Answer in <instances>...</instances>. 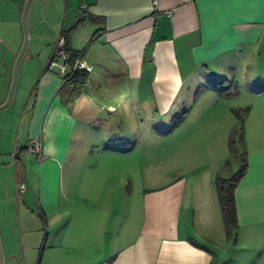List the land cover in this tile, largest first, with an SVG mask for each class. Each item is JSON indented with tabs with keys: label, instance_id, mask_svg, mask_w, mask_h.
<instances>
[{
	"label": "crops",
	"instance_id": "1",
	"mask_svg": "<svg viewBox=\"0 0 264 264\" xmlns=\"http://www.w3.org/2000/svg\"><path fill=\"white\" fill-rule=\"evenodd\" d=\"M24 1L0 0V103L23 40ZM57 1L53 5L70 9L66 41L80 51L77 60L88 67L87 80L81 89L58 91L68 69L65 55L55 49L63 27L56 40L52 33L42 41L44 18L37 14L46 1L30 0L16 104L26 91L23 84L31 80L33 85L10 137L0 131L3 264H264V0ZM248 80L252 100L236 99L249 107L243 132L247 169L233 194L234 233L224 232L218 208L213 182L224 158L213 160L219 156L214 148L193 168V176L179 175L150 189L139 207L129 182L107 189L99 182L103 169L90 168L94 153L117 158L130 146L92 143L76 133L79 124L125 130L134 126L140 109L165 118L181 111L172 119L187 110L176 126L195 119L204 125L215 119L212 101L221 88L228 81L240 88ZM201 85L206 88L194 97ZM123 90L128 98L119 105ZM83 94L96 101L99 95L100 107L111 114L98 119L92 114L95 105L81 102ZM194 108L201 112L190 118ZM37 135L42 139L38 165L36 154L27 150ZM191 137L184 134L178 143ZM90 143L95 151L88 150ZM62 158L71 159L63 188L56 177ZM78 159L82 168L74 165Z\"/></svg>",
	"mask_w": 264,
	"mask_h": 264
},
{
	"label": "rangeland",
	"instance_id": "2",
	"mask_svg": "<svg viewBox=\"0 0 264 264\" xmlns=\"http://www.w3.org/2000/svg\"><path fill=\"white\" fill-rule=\"evenodd\" d=\"M46 2L42 4L39 11V16H41L43 19V23L41 25V29H39L42 32L41 40H44V37L46 35H52V33L56 34L54 40L57 38V34L59 32V28L65 29L67 27V24L69 22V15H71L70 9L67 12L66 11V4L60 3V6L53 5L57 0H45ZM58 3V1L56 2ZM27 17V13H26ZM25 17V18H26ZM26 24H27V18H26ZM22 30V29H21ZM29 30L28 24H27V31ZM39 38V37H38ZM28 39H29V31H28ZM28 41V40H27ZM37 41V38H36ZM35 41V42H36ZM45 41V40H44ZM41 41L38 40L37 43H40ZM54 43L53 41H51ZM42 43V42H41ZM60 50V49H58ZM61 51V50H60ZM37 58V57H36ZM59 60V59H58ZM60 62V61H59ZM21 63V62H20ZM17 67V76L15 85L12 91V97L7 104L6 107L0 109V131L4 132L5 137H10L11 132H9V129H11V126H14L18 123L21 116V111L23 109L24 103H26L31 86L33 85V81L29 80L27 83L23 84L26 91H24V94L21 95V100L18 102V104L15 103V94L19 90H21V76H20V69L21 66H23V61L20 65ZM39 62L36 59V78H38L41 71H39ZM45 64H42V68H44ZM53 68V67H52ZM55 71L56 69L53 68ZM59 70V68H58ZM33 69H32V71ZM37 81V80H36ZM252 81H246L244 82L240 88L239 87H230L229 81L226 85V87L221 88L225 89L228 93L227 94H221L219 95V92L217 96L216 94H210L215 96L213 98L212 103L216 104L217 108L215 110V119H212L210 122L204 124V125H197L198 120H187L184 123H180L176 126L178 122H180L179 118L176 117L172 119V115L174 113L180 114L181 111H175L172 110L168 113L170 115L169 118L165 117H157L153 111H143L140 109H137L134 113L136 114L135 124L134 126H128L125 130L117 129L114 126L109 125H92L88 126L86 125L83 127L76 126V133L80 132L82 133L83 137H86V135L89 136V140L94 141L92 143L97 142L99 145L102 146V142L105 143V145H111L114 143L115 146H123V145H129L128 148L129 151L122 152L124 155L112 158V157H96V154L94 153L93 156H91L89 159L91 162L90 168H96L100 170V168L103 169L102 175H97L102 178L99 179V182L104 184L103 187L107 188L113 187L115 190L118 186L122 187L127 185L129 182L131 186L133 187L134 196L136 197L138 201V207L140 204L141 198L144 196L143 194L145 192H150V189L156 188L159 186H162L163 184H166L167 182L176 179L179 175L184 176H193V168L197 165H200L204 161L205 155L208 154V150H212L214 148L215 153L217 154V158L210 157V159L218 160L220 158H224V161L226 159L230 160V167L231 171H235V169L239 165L238 158H234L231 156L228 146H226V143L228 142V136L230 132V129L235 124V115L232 112V110H226V106L228 102H230V107H244L243 103H240V100L236 99H244L246 101H250L253 98L252 91ZM240 91V94L238 95L236 92ZM121 95H119L118 98V104L124 102V99L128 98V94L125 93V90L122 91ZM14 97V98H13ZM100 100L99 95L97 96V101L93 99L92 97H89L85 94L82 95V101L81 102H89L91 104H94V110H92V114L98 115V119L101 117H108L109 111L106 110L104 106L100 107L101 103L98 101ZM207 102V101H206ZM218 102V103H217ZM243 104V105H242ZM107 107V106H106ZM108 108V107H107ZM220 108V109H219ZM121 109V108H120ZM87 111V110H86ZM189 112V110H188ZM201 111H196L195 108L193 109L190 118H193L197 113ZM154 114L151 118H148V114ZM174 123V124H173ZM112 130V131H111ZM114 130V131H113ZM16 130L14 129V132ZM191 133L192 137L190 142L188 143H178V140L181 139L184 134ZM1 134V132H0ZM112 137V138H111ZM130 137V138H129ZM122 138L125 140L123 141ZM11 139H14L16 141V138L14 136L11 137ZM12 140V142L14 141ZM122 140V141H121ZM129 141V143H127ZM221 143L224 144V148L218 150V146ZM110 147V146H109ZM96 145L92 146L91 143L89 145L88 150H96ZM239 150H242V147H238ZM87 150V151H88ZM123 151V150H122ZM223 152H225L223 154ZM89 153V152H88ZM203 153V155L201 154ZM223 155H222V154ZM90 154V153H89ZM214 154V153H210ZM202 155V156H201ZM225 156V157H224ZM40 156L36 155V165H38V161L40 160ZM69 158L67 159H59L58 160V176L57 182L63 184L65 182L66 171L69 168L70 163ZM81 159H78L75 161L76 167H81L80 164ZM83 161V160H82ZM220 163L219 167L216 171L217 173H224L223 170V164ZM89 163V164H90ZM83 164V163H82ZM35 165V166H36ZM84 166V164H83ZM37 167V166H36ZM101 171V170H100ZM99 171V172H100ZM191 177V176H190ZM79 180H81V177H78ZM36 201L38 198L37 193V184H36ZM3 253V249H2Z\"/></svg>",
	"mask_w": 264,
	"mask_h": 264
},
{
	"label": "trees",
	"instance_id": "3",
	"mask_svg": "<svg viewBox=\"0 0 264 264\" xmlns=\"http://www.w3.org/2000/svg\"><path fill=\"white\" fill-rule=\"evenodd\" d=\"M90 16V15H89ZM90 18H94L90 16ZM61 40V45L59 49L61 50V53L65 55L66 59V66H67V72L64 75V82L62 84L63 87H61L58 91L63 95L64 90H66L65 87L71 88V90L74 88V90L81 89L82 86H84L87 78L86 76L87 71L85 69H76L75 71L72 70L73 64L76 62L77 58L79 57L78 50L72 48L69 44L67 38H68V30L62 29L61 33L59 35ZM226 79H222V82H225ZM233 87L237 88L236 84H233ZM206 87L204 85L198 86L194 92V97L200 94L201 91H203ZM223 92L220 90L219 94H227L228 92L225 89H222ZM193 97V98H194ZM248 105L245 107H231L230 109L235 115V124L230 129L229 136H228V148L230 151L231 156L234 158H238L239 165L235 169V171L230 172V160L226 159L223 164V170L225 173H217L214 179V184L216 188V195L218 197V203L221 213V220L223 222L224 232H226V235H230L234 233L237 226L236 222V207L235 206V200H234V188L237 181L240 180V178L244 175L246 172L245 169H247V153L244 148V116L248 112ZM186 111H183L182 115L179 117L180 119H184L186 115ZM241 146L242 150H239L238 147Z\"/></svg>",
	"mask_w": 264,
	"mask_h": 264
},
{
	"label": "water",
	"instance_id": "4",
	"mask_svg": "<svg viewBox=\"0 0 264 264\" xmlns=\"http://www.w3.org/2000/svg\"><path fill=\"white\" fill-rule=\"evenodd\" d=\"M29 2L30 0H25L23 5H22V10H21V25H22V31H23V40L20 44V48L17 52V54L15 55V59L13 61V65H12V75H11V79H10V85H9V88H8V92L4 101H2L0 103V109L1 108H4L7 106V104H9L10 100H11V97H12V91H13V88H14V85H15V79H16V76H17V71H18V66H19V61L21 59V54H23L24 52V49L26 47V42L28 40V31H27V24H26V13H27V9H28V6L29 5ZM2 253V248H1V242H0V264H3V254Z\"/></svg>",
	"mask_w": 264,
	"mask_h": 264
},
{
	"label": "built area",
	"instance_id": "5",
	"mask_svg": "<svg viewBox=\"0 0 264 264\" xmlns=\"http://www.w3.org/2000/svg\"><path fill=\"white\" fill-rule=\"evenodd\" d=\"M61 40L62 38L58 37L57 40L55 41V49H59L60 45H61ZM64 58L66 59V57L64 56ZM84 63H82V61L80 60H76V62L73 64L72 70L75 71L76 69H85L87 70L88 67L83 65ZM61 70H64V67L61 66ZM41 136L37 135V137H31L30 140L28 141V145H27V150L28 153H35L37 156H39L42 152V141H41ZM24 189V184L20 183L18 185V190L21 191Z\"/></svg>",
	"mask_w": 264,
	"mask_h": 264
}]
</instances>
